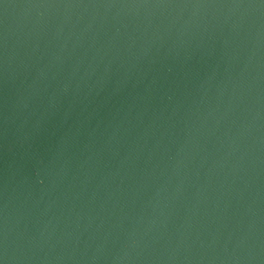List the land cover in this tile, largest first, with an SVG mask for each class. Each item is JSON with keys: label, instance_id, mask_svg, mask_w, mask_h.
<instances>
[{"label": "water", "instance_id": "obj_1", "mask_svg": "<svg viewBox=\"0 0 264 264\" xmlns=\"http://www.w3.org/2000/svg\"><path fill=\"white\" fill-rule=\"evenodd\" d=\"M0 264H264V0H0Z\"/></svg>", "mask_w": 264, "mask_h": 264}]
</instances>
